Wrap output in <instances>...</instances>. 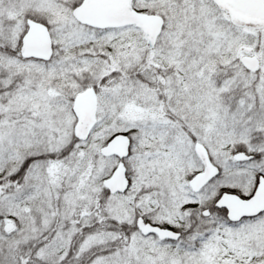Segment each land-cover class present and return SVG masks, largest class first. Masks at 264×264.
<instances>
[{
    "label": "snow or ice",
    "instance_id": "obj_1",
    "mask_svg": "<svg viewBox=\"0 0 264 264\" xmlns=\"http://www.w3.org/2000/svg\"><path fill=\"white\" fill-rule=\"evenodd\" d=\"M0 264H264V0H0Z\"/></svg>",
    "mask_w": 264,
    "mask_h": 264
}]
</instances>
